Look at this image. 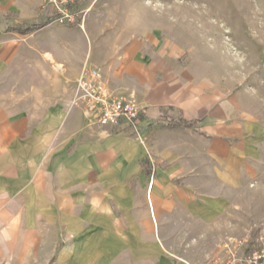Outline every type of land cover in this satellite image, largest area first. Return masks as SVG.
Listing matches in <instances>:
<instances>
[{
    "label": "crops",
    "instance_id": "0c3cea01",
    "mask_svg": "<svg viewBox=\"0 0 264 264\" xmlns=\"http://www.w3.org/2000/svg\"><path fill=\"white\" fill-rule=\"evenodd\" d=\"M22 7L0 0V13ZM87 38L83 50L59 46L44 81L40 72L11 88L0 74V264H187L168 244L194 218L178 182L211 169L204 154H219L216 137L203 147L200 135L178 129L206 112L212 127L216 99L170 78L138 40ZM83 66L145 108L139 137L124 124L96 125L73 103ZM168 107L182 113L177 128L160 123Z\"/></svg>",
    "mask_w": 264,
    "mask_h": 264
},
{
    "label": "rangeland",
    "instance_id": "374dc122",
    "mask_svg": "<svg viewBox=\"0 0 264 264\" xmlns=\"http://www.w3.org/2000/svg\"><path fill=\"white\" fill-rule=\"evenodd\" d=\"M20 1L25 7L0 13V68H5L0 74L11 88L19 80L32 82L40 72L42 81L49 78L44 73L58 65L53 53L61 45L83 50L81 40L87 44V37L94 36L97 43L138 40L157 68L163 64L168 68L170 78L179 77L202 98L216 99L218 120L212 127L207 109L206 119L178 129L200 135L203 147L216 137L219 156L215 161L204 154L202 166L211 169L186 174L187 185L178 182L194 218L188 221L186 234L168 236V244L171 253L185 257L187 264H217L235 244H242L243 251L260 246L264 235V0H82L70 9L73 21L67 24L57 22L49 0ZM34 23L44 27L28 34L16 32L17 27ZM181 116L168 107L160 111L159 120L173 129Z\"/></svg>",
    "mask_w": 264,
    "mask_h": 264
},
{
    "label": "built area",
    "instance_id": "2783aa9c",
    "mask_svg": "<svg viewBox=\"0 0 264 264\" xmlns=\"http://www.w3.org/2000/svg\"><path fill=\"white\" fill-rule=\"evenodd\" d=\"M82 0H49L56 9L57 22H72L71 8ZM76 97L73 101L94 123L100 127L128 126L139 137L140 118L144 108L132 95H119L106 84L99 68H83L75 81ZM152 185V184H151ZM264 235L261 245L251 251H243L242 244H235L217 264H264Z\"/></svg>",
    "mask_w": 264,
    "mask_h": 264
},
{
    "label": "trees",
    "instance_id": "16d2710c",
    "mask_svg": "<svg viewBox=\"0 0 264 264\" xmlns=\"http://www.w3.org/2000/svg\"><path fill=\"white\" fill-rule=\"evenodd\" d=\"M41 27H43V24H35V25L31 26V27H26V28L21 29V32L29 33V32H32L34 30H37V29H39Z\"/></svg>",
    "mask_w": 264,
    "mask_h": 264
}]
</instances>
